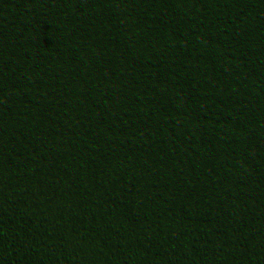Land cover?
Masks as SVG:
<instances>
[{
    "label": "trees",
    "instance_id": "obj_1",
    "mask_svg": "<svg viewBox=\"0 0 264 264\" xmlns=\"http://www.w3.org/2000/svg\"><path fill=\"white\" fill-rule=\"evenodd\" d=\"M23 4L0 0V16L15 19ZM33 4L45 22L26 50L0 27V67L47 80L53 100H34L38 115L22 128L0 126V264H264V39L250 31L264 7ZM175 40L189 46L180 69L158 60ZM226 51L250 64L247 91L214 104L197 69ZM33 52L46 53V76L22 67ZM73 134L95 142L73 145ZM218 134L237 144L228 174L195 151ZM89 156L95 171L67 166Z\"/></svg>",
    "mask_w": 264,
    "mask_h": 264
},
{
    "label": "clouds",
    "instance_id": "obj_2",
    "mask_svg": "<svg viewBox=\"0 0 264 264\" xmlns=\"http://www.w3.org/2000/svg\"><path fill=\"white\" fill-rule=\"evenodd\" d=\"M172 2L179 4L181 0H172ZM183 2L188 6L187 10H190L192 5L206 4V0H183ZM255 5L257 9L264 7V0H255ZM47 15V8L43 4L34 5L33 0H24L23 7L15 19L10 20L7 15L0 16V27L7 28L11 24V40L20 49L26 50L29 41L36 39L35 26L43 24ZM250 31L252 36L264 39V19L255 22ZM176 40L167 45V52L162 56L165 62L178 64L181 60L180 54L187 51L185 43L176 42ZM45 55L46 53L35 52L26 54L21 62L22 67L30 70V73L46 76L48 63ZM249 68L250 64L243 57L237 58L226 51L217 59H213L207 70L197 69V90L214 104L221 101L225 92L234 99H239L242 92L247 91V78L242 73H246ZM37 98H43L45 105L52 103L53 97L50 95L47 80L35 79L31 74L20 75L17 66L9 62L5 67H0V126L17 129L34 121L38 112L32 104ZM94 142L93 138L87 134H73L69 137V143L73 145ZM254 143L253 140L244 138L243 147L245 150L251 149ZM195 151L201 161H207L224 174L232 172L238 163V157L235 154L237 144L223 135L218 134L210 141L204 140L196 144ZM100 165L101 161L91 156L79 162L72 157L67 159L69 168L79 167L84 173L95 171Z\"/></svg>",
    "mask_w": 264,
    "mask_h": 264
},
{
    "label": "water",
    "instance_id": "obj_3",
    "mask_svg": "<svg viewBox=\"0 0 264 264\" xmlns=\"http://www.w3.org/2000/svg\"><path fill=\"white\" fill-rule=\"evenodd\" d=\"M189 49V46H187V50ZM158 60H160L161 62H164V63H166V64H168V65H170V66H173V67H175V68H177V69H180V64L178 63V64H173V63H170V62H165L162 58H159ZM180 123V118L178 117L177 118V124H179Z\"/></svg>",
    "mask_w": 264,
    "mask_h": 264
}]
</instances>
